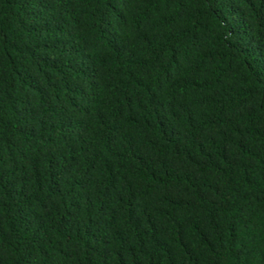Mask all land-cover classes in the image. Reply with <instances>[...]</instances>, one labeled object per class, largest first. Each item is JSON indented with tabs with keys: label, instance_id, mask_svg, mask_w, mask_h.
<instances>
[{
	"label": "trees",
	"instance_id": "trees-1",
	"mask_svg": "<svg viewBox=\"0 0 264 264\" xmlns=\"http://www.w3.org/2000/svg\"><path fill=\"white\" fill-rule=\"evenodd\" d=\"M0 264H264V0H0Z\"/></svg>",
	"mask_w": 264,
	"mask_h": 264
}]
</instances>
